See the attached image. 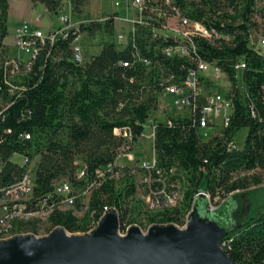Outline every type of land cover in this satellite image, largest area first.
Instances as JSON below:
<instances>
[{
  "label": "trees",
  "instance_id": "trees-1",
  "mask_svg": "<svg viewBox=\"0 0 264 264\" xmlns=\"http://www.w3.org/2000/svg\"><path fill=\"white\" fill-rule=\"evenodd\" d=\"M89 1L70 0L72 11L81 15ZM147 1L150 9L164 3ZM31 2L55 15L65 10L63 0ZM258 2L173 0L184 16L223 35L213 42L196 37V59L216 65L228 77L234 105L229 126L208 140L191 119L171 117L172 125L168 119L156 122L154 150L160 175L167 178L168 191L182 196L174 207L151 210L138 197L135 176L128 168L119 178L107 172L101 179L97 171L114 164L127 143L125 132L134 142L139 140L159 109L164 80L184 81L193 63L166 55L174 41L158 33L163 24L157 14L147 18L145 13L146 22L135 25L126 44L115 38L114 16L88 20L80 24L79 34L102 37L99 53L84 55L79 63L73 56L75 36L60 37L43 46L30 72L11 77L5 43L11 6L9 0H0V189L19 182L33 164L29 209L50 211L45 220L20 223L19 230L38 236L39 226L46 224L47 235L57 228L87 234L106 207L117 209L123 225H182L193 209L201 208L199 198H205V208L210 209L208 199L199 193L210 194L215 204L262 184L260 177L248 175L264 170V55L249 40L258 28ZM240 62L245 68L238 71ZM215 88L212 83L206 86L207 91ZM243 128L248 129L245 144L229 149L228 143ZM23 159L28 160L26 165ZM160 175L154 172L155 178ZM67 181L77 196L72 208L64 207L63 197L56 193ZM92 182L86 200L81 193ZM225 241L235 264H264V212L234 227Z\"/></svg>",
  "mask_w": 264,
  "mask_h": 264
},
{
  "label": "built area",
  "instance_id": "built-area-1",
  "mask_svg": "<svg viewBox=\"0 0 264 264\" xmlns=\"http://www.w3.org/2000/svg\"><path fill=\"white\" fill-rule=\"evenodd\" d=\"M154 1V0H152ZM159 2V0H155ZM162 5L158 4L156 7L150 9L147 0H128L127 8L132 10L135 17L132 20L133 28L128 35H119L118 43L126 44L129 40L130 34L134 31V27L138 23L146 22L148 17L158 15L159 20L162 21V28L158 33L165 37V39L174 41V45L166 48L165 53L169 57L178 56L187 58L192 62V67L189 69L186 79L181 82L174 81V77L164 80L163 93L168 95L171 99V104L175 110L180 112L178 118H188L197 124L202 131L205 140L210 139L222 129L229 126L231 116L233 114V98L229 91H223L217 88L210 91L206 90V86L210 83L215 84V80L228 77L221 71L219 67L214 64L197 60V47L194 39L202 37L208 41H215L223 38V35L216 30L207 27L203 22L192 20L182 14L180 9L173 5V0H162ZM119 6L120 3H117ZM146 11V12H145ZM145 13L147 18L145 19ZM115 21L118 19L115 15ZM108 16V17H109ZM108 17L103 20L106 21ZM85 22V21H84ZM81 23H73L67 15L60 17V26L49 31L34 26L29 22H24L17 26L14 31L15 47L17 48L21 57H11L6 62V66L10 67L9 74L11 77L28 73L31 71L33 61L40 54L43 46L46 44H53L60 37L68 39L73 34V56L74 60L82 63L84 61V50L80 43L81 35L79 34V26ZM253 34H250L249 40L253 48L260 54L264 55V35H260L257 43L253 41ZM147 64H150L147 62ZM127 66V63H124ZM245 68V64L240 62L236 69L241 71ZM229 81V79H228ZM230 82V81H229ZM231 84V83H230ZM11 85V84H10ZM12 90L15 89L13 86ZM231 89V87H230ZM177 111V112H178ZM1 115V111H0ZM168 124L172 125V121L168 119ZM156 122L153 124L151 138L154 143ZM117 134L120 132L117 130ZM127 138V143L121 147L119 155L114 164L109 165L107 171H97L98 177L105 179L107 172L114 173L111 177H121L123 170L128 168L135 176L138 197L145 203V205L153 210L163 209L164 207H174L181 199L179 191H168V181L166 177H161L162 172L158 168V161L156 155L153 160H141L135 164L137 157L135 148L139 142L146 139V134L141 135L137 142L127 132L124 133ZM26 138H30L28 135ZM228 148L233 150L239 148L235 140L228 143ZM155 154V150H154ZM127 160L125 164L121 161ZM27 159H23L22 164L26 165ZM117 169L116 173L114 170ZM160 175L155 178L154 172ZM122 172V173H121ZM173 172V169L171 170ZM80 178L85 177V171L80 172ZM140 176V180L138 179ZM177 183V181H175ZM161 184L160 188L155 187ZM94 183H90L81 193L86 200L89 198ZM171 186L172 189H174ZM56 193L63 197V205L67 208H72L75 205L77 196L71 183L63 182L58 185ZM204 195L209 203L210 210L216 209L215 204L211 202V196L208 193H199L197 196ZM33 195V164L29 166L27 172L22 176L21 180L9 187L0 189V240H9L19 235H28L32 233L22 232L18 226L20 223L34 221L38 218L45 220L50 211L48 210H30L29 202ZM43 208L45 206H42ZM110 212L119 215L117 209L106 207L104 213L97 222H93L87 234H92L99 226L102 217ZM188 214L185 222L182 225H177L180 228H186ZM120 217V215H119ZM154 225V224H152ZM150 226H141L140 224H122L121 233L124 235L132 226H139L143 231H147ZM222 246L226 249L227 242L224 240Z\"/></svg>",
  "mask_w": 264,
  "mask_h": 264
},
{
  "label": "water",
  "instance_id": "water-1",
  "mask_svg": "<svg viewBox=\"0 0 264 264\" xmlns=\"http://www.w3.org/2000/svg\"><path fill=\"white\" fill-rule=\"evenodd\" d=\"M197 212L191 211L186 228L132 226L123 235L119 215L110 212L92 234L57 228L0 240V264H235L222 246L231 232L203 217L206 210L199 218Z\"/></svg>",
  "mask_w": 264,
  "mask_h": 264
},
{
  "label": "rangeland",
  "instance_id": "rangeland-1",
  "mask_svg": "<svg viewBox=\"0 0 264 264\" xmlns=\"http://www.w3.org/2000/svg\"><path fill=\"white\" fill-rule=\"evenodd\" d=\"M128 0H90L88 5L84 8L81 15H77L72 11L70 0H63L65 10L59 15L47 14L46 12L40 13L39 19L40 26L44 31L49 29H55L60 26V17L67 15L70 21L73 23H82L88 20L103 21L109 15L117 16L116 22V40L121 34L126 36L133 28L132 20L135 15L132 10H129L126 6ZM10 2V15H9V37L8 41L14 36L13 30L18 24H22L24 21L30 18L31 14L37 10L39 5H34L31 0H9ZM117 3H120L118 6ZM255 21L258 23V28L252 30L254 36L253 41L257 43L260 35H264V1L259 0L257 4V12L255 15ZM32 24V23H31ZM34 25V24H33ZM36 26V25H34ZM38 27V26H36ZM13 33V36H12ZM84 50V55L90 57L95 53H99L102 49L100 43L102 37L89 38L86 34H82L80 38ZM218 89L223 91H229L231 84L227 78H220L215 80ZM159 109L152 113L145 129L146 139L138 143L135 148V154L137 160L135 164H138L141 160L150 161L154 158V143L151 138L152 127L155 122L165 121L171 117L180 116V112L175 110L171 104V99L165 93L160 94ZM178 111V112H177ZM248 129L243 128L239 131L235 141L239 147L245 144ZM123 164L127 160L121 161ZM245 175V174H242ZM249 176L256 175L262 179V184L259 186L252 185L247 190H240L236 195H230L226 200H220L215 203L216 209H206L207 200L205 198H199V205L201 208L206 209V215L213 221H216L219 225L226 228L229 232L234 228L233 213L234 211L243 205H249L248 212L250 216L256 213L264 212V170L258 169L255 172L248 174ZM140 180V176L138 178ZM46 224L39 226V235L45 236Z\"/></svg>",
  "mask_w": 264,
  "mask_h": 264
},
{
  "label": "crops",
  "instance_id": "crops-1",
  "mask_svg": "<svg viewBox=\"0 0 264 264\" xmlns=\"http://www.w3.org/2000/svg\"><path fill=\"white\" fill-rule=\"evenodd\" d=\"M43 12H46L47 14H51L50 12H48L46 10V8L42 5H39V7L37 8V10H35L29 19H27L26 21L24 22H29V23H32L36 26H40V23H39V19L41 18L40 16V13H43ZM23 22V23H24ZM20 24H18L17 26H19ZM16 26V27H17ZM15 27V28H16ZM15 28L13 30V33L15 31ZM42 29V28H41ZM51 29V27L49 29H47L46 31H49ZM52 30V29H51ZM13 33H12V36H13ZM5 43L6 45L8 46L9 48V56L11 57H21V58H25L24 56L20 55L17 48L15 47V39H14V36L12 37V39L10 41H8V38L5 40Z\"/></svg>",
  "mask_w": 264,
  "mask_h": 264
},
{
  "label": "flooded vegetation",
  "instance_id": "flooded-vegetation-1",
  "mask_svg": "<svg viewBox=\"0 0 264 264\" xmlns=\"http://www.w3.org/2000/svg\"><path fill=\"white\" fill-rule=\"evenodd\" d=\"M249 205H243L241 209L237 208L234 213H233V220H234V227H240L243 224V221L247 220L250 218L249 215V210H248ZM203 210L202 208H199V212H197L196 216L199 218L200 217V212ZM205 218H209L206 214L203 215Z\"/></svg>",
  "mask_w": 264,
  "mask_h": 264
}]
</instances>
